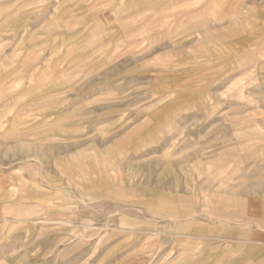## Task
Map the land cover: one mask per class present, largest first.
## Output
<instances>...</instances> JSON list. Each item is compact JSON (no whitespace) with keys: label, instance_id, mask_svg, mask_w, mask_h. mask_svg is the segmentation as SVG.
<instances>
[{"label":"rangeland","instance_id":"374dc122","mask_svg":"<svg viewBox=\"0 0 264 264\" xmlns=\"http://www.w3.org/2000/svg\"><path fill=\"white\" fill-rule=\"evenodd\" d=\"M0 264H264V0H0Z\"/></svg>","mask_w":264,"mask_h":264}]
</instances>
